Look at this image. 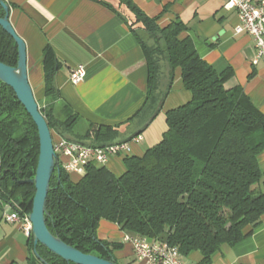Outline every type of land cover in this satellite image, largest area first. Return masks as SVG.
<instances>
[{
  "label": "trees",
  "instance_id": "obj_1",
  "mask_svg": "<svg viewBox=\"0 0 264 264\" xmlns=\"http://www.w3.org/2000/svg\"><path fill=\"white\" fill-rule=\"evenodd\" d=\"M92 1L120 17L144 51L148 90L134 118L151 117L163 106L178 68L191 100L166 113L168 131L158 145L143 157L125 158L122 176L95 163L87 165L78 181L62 166L60 175L55 171L47 198V227L78 251L117 264L114 252L122 245L98 238L102 220L134 236L166 241L182 258L199 252L201 264H212L215 253L244 240L245 229L258 226L264 216L260 163L264 113L242 87L226 88L232 69L218 72L202 59L180 19L162 28L159 18L147 16L133 0ZM4 15L0 6V16ZM0 62L18 64L17 45L1 27ZM43 67L45 97L51 104L59 98L60 62L49 46L43 53ZM40 111L53 141L61 136L92 147L119 142L120 125L94 126L79 136L75 132L78 115L59 119L51 107L40 106ZM39 149L32 118L14 91L0 82V204L18 206L22 216L32 212L36 189L16 180L34 179ZM30 249V264H43L35 256L32 233ZM37 251L48 264H69L41 245Z\"/></svg>",
  "mask_w": 264,
  "mask_h": 264
},
{
  "label": "crops",
  "instance_id": "obj_2",
  "mask_svg": "<svg viewBox=\"0 0 264 264\" xmlns=\"http://www.w3.org/2000/svg\"><path fill=\"white\" fill-rule=\"evenodd\" d=\"M2 1L9 5L10 22L26 44L29 83L39 107H51L59 119L78 115V125L86 129L82 135L94 126L120 125L118 141L128 142L131 152L115 156L105 165L115 176L125 173L126 157H143L158 145L168 131L166 113L191 100L178 68L160 112L144 128L150 117H134L146 100L148 67L142 47L120 17L92 0ZM133 1L150 18H159L162 28L177 19L185 23L186 35L202 59L218 72L232 69L233 77L226 88L242 87L264 113V62L253 64L257 54L254 39L236 34L238 18L235 11L225 9L226 0ZM48 46L60 62L56 77L59 98L51 104L45 97L43 67ZM81 65L86 67L84 81L74 85L70 72ZM166 84L164 78L163 89ZM139 131L141 139L134 140ZM260 163L264 165V153ZM69 175L74 181L83 176ZM9 208L0 204V264H30V235L18 223L5 220L4 212ZM244 232L247 237L234 246H224L213 255L212 264H264V216L258 226H248ZM126 235L132 234L106 220L100 222L97 231L100 240L122 245L114 252L118 263L147 264L136 259ZM183 260L201 264L202 255L193 252Z\"/></svg>",
  "mask_w": 264,
  "mask_h": 264
},
{
  "label": "water",
  "instance_id": "obj_3",
  "mask_svg": "<svg viewBox=\"0 0 264 264\" xmlns=\"http://www.w3.org/2000/svg\"><path fill=\"white\" fill-rule=\"evenodd\" d=\"M0 6L4 9V17L0 16V27L15 41L18 48V64L16 67L8 66L0 62V82L11 88L26 112L32 118L37 127L39 135V158L34 179L16 180L19 185H34L36 189L33 200L32 212L29 219L32 224V236L34 242V253L43 264H48L37 251V246L45 247L53 255L60 257L69 264H117L114 261L104 260L94 255L84 254L77 249L67 245L60 238L54 236L47 227V198L51 190V180L56 171L61 172L59 157L54 149V141L51 130L34 96L29 83L27 67V49L25 42L17 35L10 22V7L0 0ZM162 108L159 105L155 113L148 119L144 128L158 115ZM139 131L134 135H140ZM85 145L81 142H78ZM6 174V173H5Z\"/></svg>",
  "mask_w": 264,
  "mask_h": 264
},
{
  "label": "built area",
  "instance_id": "obj_4",
  "mask_svg": "<svg viewBox=\"0 0 264 264\" xmlns=\"http://www.w3.org/2000/svg\"><path fill=\"white\" fill-rule=\"evenodd\" d=\"M225 9L236 12L238 18L236 34H248L253 37L257 50L253 64L258 65L264 62V0H226ZM85 75L86 67L81 65L71 70L70 80L74 85H79L84 81ZM139 139L141 136L134 138V140ZM54 149L63 169L68 174L79 175H84L90 163L105 166L111 158L131 152L128 142H118L106 147H92L61 136L56 137ZM6 205L10 208L4 212L5 220L8 223H18L30 235L32 224L29 215L22 216L18 206ZM125 241L132 245L134 255L139 262L189 264L183 260L178 249L166 241L134 235H126Z\"/></svg>",
  "mask_w": 264,
  "mask_h": 264
},
{
  "label": "rangeland",
  "instance_id": "obj_5",
  "mask_svg": "<svg viewBox=\"0 0 264 264\" xmlns=\"http://www.w3.org/2000/svg\"><path fill=\"white\" fill-rule=\"evenodd\" d=\"M85 130L86 129L83 127V125H77L75 132L78 135H82L85 132ZM70 138H73V136H70ZM262 166H264V165H262ZM118 264H123V263L119 262Z\"/></svg>",
  "mask_w": 264,
  "mask_h": 264
}]
</instances>
